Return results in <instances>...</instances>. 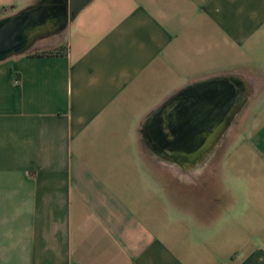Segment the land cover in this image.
Returning <instances> with one entry per match:
<instances>
[{"label":"crops","instance_id":"0c3cea01","mask_svg":"<svg viewBox=\"0 0 264 264\" xmlns=\"http://www.w3.org/2000/svg\"><path fill=\"white\" fill-rule=\"evenodd\" d=\"M53 29L0 61V264H264V0H90Z\"/></svg>","mask_w":264,"mask_h":264},{"label":"water","instance_id":"95a60500","mask_svg":"<svg viewBox=\"0 0 264 264\" xmlns=\"http://www.w3.org/2000/svg\"><path fill=\"white\" fill-rule=\"evenodd\" d=\"M90 0H42L11 16L0 19V61L26 53L33 43L44 37L49 28L59 32L72 21ZM201 144L203 139H196ZM187 139H182L185 143ZM204 154L195 155L203 158ZM189 155H183L186 159Z\"/></svg>","mask_w":264,"mask_h":264},{"label":"trees","instance_id":"16d2710c","mask_svg":"<svg viewBox=\"0 0 264 264\" xmlns=\"http://www.w3.org/2000/svg\"><path fill=\"white\" fill-rule=\"evenodd\" d=\"M66 47L61 46L58 48L50 49V50H44L38 53H35L36 56H62L66 53Z\"/></svg>","mask_w":264,"mask_h":264},{"label":"rangeland","instance_id":"374dc122","mask_svg":"<svg viewBox=\"0 0 264 264\" xmlns=\"http://www.w3.org/2000/svg\"><path fill=\"white\" fill-rule=\"evenodd\" d=\"M221 163V153L215 154L213 157V164L210 165H220Z\"/></svg>","mask_w":264,"mask_h":264}]
</instances>
